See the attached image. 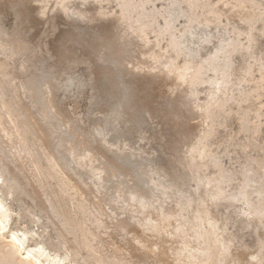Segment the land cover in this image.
<instances>
[{
  "label": "bare ground",
  "instance_id": "6f19581e",
  "mask_svg": "<svg viewBox=\"0 0 264 264\" xmlns=\"http://www.w3.org/2000/svg\"><path fill=\"white\" fill-rule=\"evenodd\" d=\"M17 1L20 4L19 6H24L25 8L21 11L22 17L33 29L48 23L49 20L45 19V14L49 9H51V12L54 11L53 14L57 13L58 16L56 18L59 23L61 22L64 25L75 24L76 22L91 23L93 21H101V30H104L103 32L106 33L112 45L116 46V49L112 48L111 50H116L117 53L110 58L103 59V63H120L122 57L129 56L130 40H134L138 44L141 43L142 48L137 45V49L140 47L143 52L150 49L151 45L154 44L145 37V32L143 31L144 22L142 20L143 17L156 15L157 12L153 8V11L141 13V16L132 19L129 12V14H126L124 13L125 11L123 12L124 9L121 10L120 8L121 12L118 15L112 14L105 17L100 11L99 0L92 1L99 5L97 9H94V13L89 12L87 9L90 7L89 5V7H85L87 6L85 4L88 3L87 0H75V2L73 0H55L51 8L46 4V0ZM76 1L81 6H78ZM90 1L89 3H92ZM119 1L122 3L121 0ZM245 1H249V4L250 2L253 3V0H216L214 3L211 2L209 6L206 5L204 8H199V4L195 0H181L180 3L175 0L167 10H164L170 19L169 21L165 20L164 27L166 31L164 32L166 33H163L161 29L155 31L158 36L169 34L167 49L163 51L159 49L157 53L154 51L153 63L151 62L153 65L149 67L148 63L144 64V68L146 65L148 66L146 70L142 68L143 66H140L143 62L141 61V63L138 60L137 67L130 66V69L131 67L134 69H131L132 71L128 70L132 73L137 72L139 76L147 78V80L145 79L146 81H143L145 84L154 85L160 81L163 87L169 90L176 91L181 89L182 94L179 91L178 93L181 95L178 97L185 100V102H193L188 109V114L193 115L191 116L192 118L196 115L201 118L199 120L207 123L205 127L202 122L201 124L200 122L199 124L189 122L188 124L190 125L186 123L187 126L185 127H187V130L184 133H191L190 137H186L190 142L187 144L188 148L183 155L181 153L180 156L176 155L177 158L174 159L172 168L175 172L171 175L173 178H181L186 182H183L179 187H176L173 182L165 186L160 180L161 178H158L157 182H155L148 175L151 171L146 174L144 170L135 172L136 175L134 174V176L137 184L132 183L129 186L127 173H119L122 169H126L127 166L115 163L108 156L109 153L117 155L116 152L119 154V151L117 148L115 152L110 151L106 147L107 141L101 135L102 129L98 128L96 134L92 136L93 141L97 143H89L83 137L79 128L75 126L76 124H73L74 122L71 123L63 119L64 117H61V113L59 114L56 111L54 106L56 86L54 84L46 82L40 93H37L35 92L36 81L34 78L20 76V73L22 74L24 71V67L22 64H16V57L25 54L33 55V47L31 49L30 41L15 34L8 36L7 34H2L3 32L0 33V163L3 164L9 175L10 165L17 168L18 177L25 181V184L40 200L44 209L47 210L61 229L62 234L66 231L65 229L80 232V240L75 241L74 236L77 232H72V241L65 240L64 242V245L71 251L70 254L75 260L78 259L82 264H259L260 261H264L263 251L250 252L244 256L243 252L231 243V236L228 237L224 233L225 223L218 220L210 209L213 202L222 198L219 188L221 186L219 185L220 180L216 179L217 176L205 179L198 175L194 171L193 159L191 158L192 153H198L201 157L206 156L207 150L205 151L206 148L203 147L202 140L206 136L208 138L209 111L214 106L219 107L220 103L228 95L230 96L238 81L241 80V78L240 80H232L227 75L228 73L220 79H212L211 77L208 84L206 83L209 85L206 100L204 103L199 102L195 83L199 78L201 79L200 74L202 71L205 68H212L215 71V63L218 60L217 58H219L222 47L226 46V43L231 45V52L226 59L225 70L233 66L231 55L235 54L234 52L238 50L239 45L235 41L230 43L227 38L222 39L212 55L203 59L198 55V52H200L198 49H200L202 43L209 42L211 35L205 34L204 38L202 36L199 38L200 35H198L197 29L201 32L213 26L214 30H218L217 33L221 34L220 22L222 19L230 26L234 20L253 26V20L257 14L254 10L245 8L244 4L247 3ZM139 3L137 2L136 4ZM125 4L127 10L132 5H135L133 0H125ZM182 4L185 5L184 11H182ZM145 5L142 4L141 6ZM177 15L186 19V25L179 36H176L172 31L175 28V24L173 27V21L177 20ZM226 28H222V32L226 31ZM214 32H212V35ZM254 38L251 36L249 40L255 42L257 39L254 40ZM191 45L196 46L195 50L187 52L190 51L188 48ZM248 48L239 49L241 50L239 52L242 58V63H239L241 72L247 71L246 60L252 55L251 52L253 50H248ZM222 53L224 54V52ZM258 54L261 55V52ZM140 55L142 56L143 54ZM181 55L184 56V60L181 65H178L175 61ZM212 73L216 74V71H212ZM131 75L133 76V74ZM157 85L162 86L160 84ZM177 100L180 99L178 98ZM116 111L118 112L117 109ZM197 120L196 122H198ZM183 121L185 122L186 120ZM177 151L175 150V153ZM262 171L263 169L260 172ZM156 174H159V172H156ZM159 176L161 175L159 174ZM18 177L13 176V184L19 188L23 186V183L20 185ZM106 182H111V189L105 188L104 190L103 184ZM190 182L195 185L192 188L193 190L186 187ZM50 183L53 184L52 189H50L52 187H50ZM124 185H127L126 189H122ZM155 192L164 200L168 198L169 194L172 195L176 206L181 208V212L177 217L168 215V213L164 214L163 205H160L159 209L151 208L153 206L151 201H154L152 195ZM244 193L240 194L239 192L240 196L232 195L229 198L239 199L243 202L247 207L243 206L246 209L243 213L245 217L251 218L255 216L264 222V195H259L261 197L259 198L258 196L259 200L256 199L258 200L256 202H249ZM68 203H72L76 207V212L67 210ZM124 204L129 207L127 213L125 212L126 207L124 209ZM261 208L263 209L261 210ZM8 211L10 210L8 209ZM182 211L186 215L185 218H182ZM124 214H127V216L122 218L121 216ZM7 217L8 215L6 216V211L0 202V239L4 240L7 246L11 248V258L15 256V259H18L22 264H61L55 259H50L47 256L48 254H46L48 252L45 253L39 250L37 246L36 249L38 250L25 247V241L23 242L22 236L9 230ZM109 224L112 230L118 233L119 242H116L117 240L115 241L110 235L112 232H110L111 230L109 231ZM184 234H188L193 240L187 239L188 237L186 239L183 238ZM197 241L200 243H195ZM81 251H85L86 256H81ZM64 258L62 257V259ZM58 260H61L59 256ZM5 261H0V264H5Z\"/></svg>",
  "mask_w": 264,
  "mask_h": 264
},
{
  "label": "rangeland",
  "instance_id": "374dc122",
  "mask_svg": "<svg viewBox=\"0 0 264 264\" xmlns=\"http://www.w3.org/2000/svg\"><path fill=\"white\" fill-rule=\"evenodd\" d=\"M73 1L75 2V0ZM89 1L87 0L88 3L85 4L87 5L85 6L86 8L90 6L87 8L89 12L94 13V9H97L100 5V11L105 17L112 14L118 15L124 9V13H130V17L136 19L154 9L159 14L156 13L152 17L142 18L145 37L154 43L151 45L152 51L149 47L150 49L146 48L148 50H144L143 52L141 50V43L138 44L136 41L130 40L129 56L122 57L120 59L121 64L118 62L113 64L103 63V59L110 58L117 53L116 50H111L116 46L112 45L106 33L103 32L104 30H101V21L91 22L93 24L90 22H76L75 24L64 25L61 22L59 23L56 18L58 16L57 13L53 14L54 11L51 12V9H49L45 14V19L49 20L48 23L39 25L33 29L22 17L21 11L25 9L24 6H19L20 4L17 0H0V33L3 32L2 34H7L8 36L15 34L20 38H25L30 41L31 49L33 47L32 56L31 54H25L26 56L16 57V64H22L24 67V71L22 74L20 73V76L34 78L36 81L35 92L37 93H40L41 88H44L46 82L54 84L56 86L54 93L56 111L59 114L61 113L60 115L62 118L64 117L63 119L71 123L74 122L73 124H76L75 126L79 128V131L89 143H97L93 141L92 136L96 134L98 128L102 129L101 135L107 141L106 147L110 151L115 152L116 148L119 151V154L116 152L117 155L109 153L108 156L115 163L127 166V170L122 169L119 173H127L129 186L132 183L137 184L134 176L135 172L144 170L146 174L151 171L148 175L155 182H157L158 178H161L160 180L165 186L173 182L176 187H179L185 181L181 178H173L171 175L175 172L172 169L174 159L185 153L188 148L187 144L190 142L186 137H190L191 133H184L187 130L185 126L190 125L188 124L189 122L192 124H199V122L201 124L202 122V125L205 127L207 123L199 120L201 118H198L196 115L192 118L191 116L193 115L188 114V109L192 106L193 102H185V100L178 97L182 94L181 89L176 91L169 90L163 87L160 81L157 84L162 86L145 84L143 81H146L147 78L139 76L137 72H135L137 75L131 72V69H134L132 67H137L138 61L143 62L140 65L141 67L143 66L142 68L147 63L149 67L152 66V57L155 55V52L157 53L159 49L161 51L167 49L169 34L158 36L155 34V31L161 29L163 33H166L164 32L166 31L164 27L165 20L169 21L170 19L164 10H167L175 0H136L141 4H136L137 2L133 0L135 5L128 8L129 10H127L125 0H121L122 3L119 0H99V5L95 4V2L93 3L92 1L94 0L90 1L92 3H89ZM195 1L199 4V8H204L216 0ZM54 2L55 0H46L49 8L52 7ZM176 2L180 3L181 0H176ZM76 3L78 6H81L78 1ZM142 4L146 5L141 6ZM250 4L254 5L251 6ZM250 4L248 1L244 6L246 9L250 8L254 10L257 14L253 20V26H248L247 23L239 22L238 20L232 21L233 24L230 26L222 19L220 28H227L223 32L220 29L221 34L217 33L218 30L215 31L213 26L207 29L209 32L206 29L199 32V29H197V33L200 35L199 38L201 36L204 38L205 34L211 35L209 42L202 43L200 49H198V51L200 50L198 55L203 59L212 55L222 39L227 38L230 43L235 41L239 45L238 50L234 52L235 54L231 55L235 65L233 64L232 68L230 67L231 69L228 68L230 70H225L226 59L230 56L229 53L231 52V45H227L226 43V46L224 45L219 53L217 64L215 63L216 69L218 68L217 70L215 69L216 74L212 73V71L215 72L212 68H205V71H202L200 74L201 79L199 78L195 83L199 102L204 103L206 100L209 90V85L207 84L211 80V77L212 79H220L228 73L227 75L232 80H240V78L241 80L238 81L236 88L232 92L230 91V96L228 95L220 103L219 107L214 106L209 111L208 138L206 136L202 140L203 147L206 148L205 151L207 150L206 156L201 157L198 153H192L191 155L194 171L198 175L205 179L217 176L216 179L220 180L219 185L221 186L219 188L222 193L221 197L224 198L213 202L210 209L218 220L225 223L224 233L228 237L231 236V243L242 251L244 256L250 252H264L263 220L255 216L251 217L252 219L245 217L243 213L246 210L244 208L246 206L243 202L239 199L229 198L232 195H239V192L243 194L244 189L246 193L244 195H246L249 202H256L261 197L259 195H264V0H253V3L250 2ZM93 5L94 7H92ZM181 7L183 8L182 11H184L185 5L182 4ZM176 18V22L173 21V27L175 24V28L172 31L176 36H179L186 25V19L180 15H177ZM212 32H214L213 35ZM223 33H225V36ZM251 36L253 38L256 37L254 40H257L251 42L249 40ZM47 43L48 45H46ZM137 45H140L141 48L137 49ZM133 46L135 47L133 48ZM195 47L191 45L188 48L190 51L187 52L195 50ZM245 48L253 50L251 52L252 55L246 60L249 74L247 71L241 72L239 69V65L242 63L239 52L241 50L239 49ZM256 49L258 52H256ZM136 50L141 51L137 52ZM148 51L151 52L149 53ZM259 51L262 56L258 54L260 53ZM139 54H143L142 56L140 55L142 59L139 58ZM261 57L263 61H261ZM183 60L184 56L181 55V57H177L175 62L181 65ZM130 66H132L131 69ZM148 66L146 65V67ZM146 67L144 70H146ZM129 69L131 71H128ZM126 74L128 75L127 77ZM179 91L181 94L178 93ZM169 93L171 94L169 95ZM178 98L180 100H177ZM179 101H182V103ZM182 109L184 112L181 111ZM183 117L185 118L183 119ZM183 120L186 121L184 122ZM175 150L178 151L175 153ZM9 167L11 168L9 170L10 175L6 172L3 164L0 163V202L6 211V216L8 215L9 218L11 216L10 219L7 217L9 230L21 235L23 242L25 241V247L27 246L28 249L34 250L37 246L39 250L45 253L48 252L46 254H48L47 256L50 259H55L61 264H82L81 261L78 259L76 261L72 257L71 251L64 245L65 240L72 241V232L77 231L65 229V234H62L61 229L54 222L47 210L44 209L40 200L25 184V181L21 177H18L17 168L13 165ZM262 169L263 171L260 172ZM154 172L155 174L159 172L161 176L159 174L155 175ZM13 176H17L20 185L23 183V186L19 188L15 186L13 184ZM49 185L50 187L52 186L50 188L52 189L53 184L50 183ZM103 187L104 190L105 188L109 190L112 184L111 182H106L103 184ZM126 187L127 185H124L122 189H126ZM186 187L193 190L192 188L195 185L193 182H190ZM237 192L238 194H236ZM153 195L154 201H151L153 205L151 206L152 209L153 207L157 209L160 205H163L162 210L164 214L168 213V215H174V217L179 215L181 208L176 206L171 194L165 200L157 192ZM124 209L127 213V210H129L127 204H124ZM67 210L69 212H76V207L72 203H68ZM181 214L182 218H185L186 215L183 211ZM125 216L127 214L121 217L124 218ZM108 227L109 231L111 230L110 232H112L110 234L112 238L115 241L117 240L116 242H119L120 237L118 233L112 230L110 224ZM74 237L75 241L80 240V232L75 233ZM183 238L193 240L188 234H184ZM3 241L0 239V261L6 260L5 264H22L18 259H15V256H12L14 258L10 257L11 248L7 246L5 241L4 244ZM195 243L200 242L197 241ZM82 255L86 256L85 251H81ZM58 256L61 260H58ZM5 257L6 259H4ZM62 257L65 258L62 259ZM259 264H264V261H260Z\"/></svg>",
  "mask_w": 264,
  "mask_h": 264
}]
</instances>
